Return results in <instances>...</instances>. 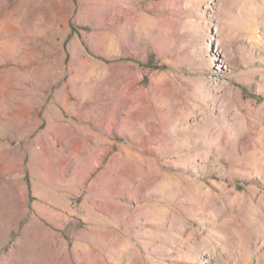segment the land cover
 I'll list each match as a JSON object with an SVG mask.
<instances>
[{"label":"rangeland","instance_id":"rangeland-1","mask_svg":"<svg viewBox=\"0 0 264 264\" xmlns=\"http://www.w3.org/2000/svg\"><path fill=\"white\" fill-rule=\"evenodd\" d=\"M0 264H264V0H0Z\"/></svg>","mask_w":264,"mask_h":264}]
</instances>
